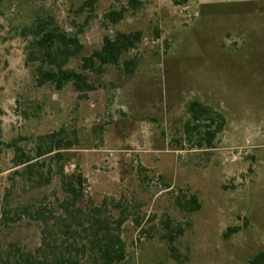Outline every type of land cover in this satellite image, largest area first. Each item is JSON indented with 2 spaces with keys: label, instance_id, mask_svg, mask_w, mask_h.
I'll return each instance as SVG.
<instances>
[{
  "label": "rangeland",
  "instance_id": "rangeland-1",
  "mask_svg": "<svg viewBox=\"0 0 264 264\" xmlns=\"http://www.w3.org/2000/svg\"><path fill=\"white\" fill-rule=\"evenodd\" d=\"M88 1L0 0V264H61L71 245L82 264H102V226L124 243L117 264H250L264 252V0ZM122 9L121 22L106 20ZM40 23L79 35L83 51L67 66L77 72L105 37L140 31L143 41L118 66L85 73L95 91L57 90L28 60ZM192 101L227 120L214 149L186 138ZM62 128L79 139L63 161L32 179L15 168L9 144L35 157ZM61 167L86 180L68 211ZM183 195L201 209L183 211Z\"/></svg>",
  "mask_w": 264,
  "mask_h": 264
},
{
  "label": "trees",
  "instance_id": "trees-1",
  "mask_svg": "<svg viewBox=\"0 0 264 264\" xmlns=\"http://www.w3.org/2000/svg\"><path fill=\"white\" fill-rule=\"evenodd\" d=\"M177 2L178 0H174ZM94 0L86 2L84 7L92 6ZM131 7H136L137 2L132 0ZM125 9L113 10L105 15L108 22L117 24L124 19ZM82 32H80L81 34ZM35 40L32 52L29 55V61L39 63L37 68L39 85L53 84L57 90H63L69 83H72L81 93H89L96 90V87L88 80L86 72L103 74L107 66H118L122 57L135 50L143 41V34L140 31L131 33H118L114 39L105 37L103 46L95 51L90 57L83 59L81 69L83 72L68 69L70 61L77 58L83 51V44L79 35H71L57 26H47L40 23L34 31ZM136 59H129L124 62L126 73L133 74L137 68ZM190 115L189 120L184 125V132L189 141L197 139L194 147L199 149H214L218 136L224 131L227 125L225 117L208 105L199 101H192L188 106ZM1 113V109H0ZM18 140L12 142L7 147L15 150L14 164L15 168L24 167L28 179L39 172L38 167L50 164H58L65 159V151L78 146L79 139L77 132L62 128L58 132H53L40 138V144L37 146L36 156L27 154L18 146ZM45 159H48L45 160ZM42 161V162H39ZM51 171V170H50ZM39 185H44L49 181H43L40 172ZM63 186L69 198L64 202L66 211L69 207L76 208L84 196V185L86 180L81 173L65 175L64 167H61ZM178 206L186 212H197L201 209V204L196 195L177 198ZM40 214V213H39ZM40 219L43 217L40 215ZM100 222V221H99ZM123 221L118 223V229ZM47 225V223H46ZM70 228V227H68ZM67 228L66 233L70 232ZM105 234L98 240L97 249L100 252L102 264H117L125 257L124 243L119 234H114L108 227L102 226ZM238 228L235 229L237 231ZM100 232L97 233L99 235ZM174 230L168 234V242L171 245L170 251L174 258H177L176 247L173 246L176 236ZM48 248L54 249L52 244H46ZM73 251L82 252L75 246H69L65 253L61 251L57 261L61 264H82L81 259L72 255ZM36 261V260H35ZM32 256L22 258L19 264H35ZM250 264H264V252L258 253Z\"/></svg>",
  "mask_w": 264,
  "mask_h": 264
}]
</instances>
